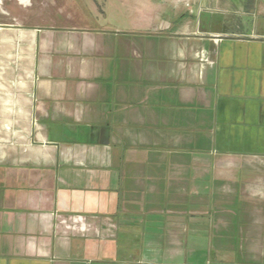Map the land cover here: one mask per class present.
Returning <instances> with one entry per match:
<instances>
[{"label":"crops","instance_id":"obj_1","mask_svg":"<svg viewBox=\"0 0 264 264\" xmlns=\"http://www.w3.org/2000/svg\"><path fill=\"white\" fill-rule=\"evenodd\" d=\"M118 1L0 25V264H264V0Z\"/></svg>","mask_w":264,"mask_h":264},{"label":"rangeland","instance_id":"obj_2","mask_svg":"<svg viewBox=\"0 0 264 264\" xmlns=\"http://www.w3.org/2000/svg\"><path fill=\"white\" fill-rule=\"evenodd\" d=\"M121 13L118 0H0V25L80 27L101 24L106 17L116 26Z\"/></svg>","mask_w":264,"mask_h":264}]
</instances>
